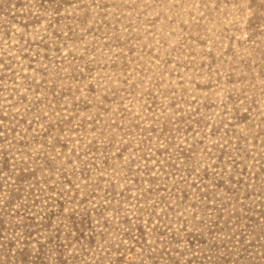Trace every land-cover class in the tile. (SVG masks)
<instances>
[{
  "label": "rangeland",
  "instance_id": "rangeland-1",
  "mask_svg": "<svg viewBox=\"0 0 264 264\" xmlns=\"http://www.w3.org/2000/svg\"><path fill=\"white\" fill-rule=\"evenodd\" d=\"M0 264H264V0H0Z\"/></svg>",
  "mask_w": 264,
  "mask_h": 264
}]
</instances>
